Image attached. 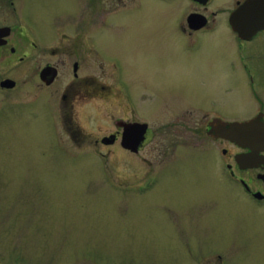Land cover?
<instances>
[{
	"label": "rangeland",
	"instance_id": "374dc122",
	"mask_svg": "<svg viewBox=\"0 0 264 264\" xmlns=\"http://www.w3.org/2000/svg\"><path fill=\"white\" fill-rule=\"evenodd\" d=\"M48 9L49 21L35 19L34 24L40 35L53 37L66 27L69 14L54 4ZM139 18L110 20L104 30L98 28L97 20L83 18L76 23L93 40L99 55L117 60L141 119L154 132L152 146L136 155L79 148L111 129L109 105L102 101L82 106L80 125L88 138L52 131L39 106L20 104L31 97L28 91L33 83L22 84L24 67L12 71L13 60L2 55L0 81L10 77L22 85L18 91L0 89V264L13 260L23 264H197L213 253L224 255L230 264H264V210H248L238 196L230 201L227 186L215 170L204 174L200 156L180 148L207 141L204 128L209 118L204 121V111L193 107L176 111L178 105L250 102L244 85L243 93L238 90L239 70H230L234 46L229 41H205L199 52L189 55L185 48L189 41L164 36L160 21L152 15ZM254 46L259 49L258 43ZM83 74L97 77L98 71L85 67ZM59 88L57 84L41 97L45 106H54L55 119L60 100L52 92ZM235 107L233 112L246 117L255 111L250 103ZM189 113L192 117L187 119ZM142 157L167 161L141 168ZM152 172L158 180L150 192L136 195L132 188L125 192V183L135 184ZM194 198L208 199L199 205L212 213L217 230L208 242L199 238L189 255L193 243L189 246L183 226L191 220L183 213L164 212L162 207L180 212ZM236 210L248 212L238 220H225V211ZM166 214L177 224L172 223L175 234ZM180 239L183 244L177 245Z\"/></svg>",
	"mask_w": 264,
	"mask_h": 264
},
{
	"label": "flooded vegetation",
	"instance_id": "af4514ba",
	"mask_svg": "<svg viewBox=\"0 0 264 264\" xmlns=\"http://www.w3.org/2000/svg\"><path fill=\"white\" fill-rule=\"evenodd\" d=\"M250 1L253 2L252 15L235 19L233 14ZM50 4L66 10L69 21L53 37H45L38 33L34 20L49 21ZM138 15L139 19L149 15L158 19L164 36L189 41L185 46L189 55L199 52L205 41H229L234 46L230 70H239L241 85L238 90L249 95L250 102L234 99L235 105H229L226 102L209 100L178 105L176 111L179 107H193L195 110L204 111V121L209 118L204 128L207 141L199 145L186 143L180 148L194 151L196 156H200L204 174L208 175L210 170H215L227 186L230 201L238 196L237 201L248 210H264V145H255L254 149L241 147L217 137L211 131L212 125L218 122L255 120L264 126V0H0V59L3 54H8L14 63L9 69L17 72L20 67H24L21 72V76L25 78L22 84L33 83L32 89L30 87L28 91L31 97L20 104L39 106L50 129L57 134L69 138L76 135L88 138L89 134H85L80 125L82 106L91 101L108 103L111 129L88 144L79 145V148L92 147L98 152L121 151L134 155L146 151L153 144L154 132L149 128V123L141 119L136 97L124 81L119 63L115 58L107 59L99 55L93 40L89 35H83L82 28L76 24L83 18L97 20L98 28L104 30L110 20L116 22L118 19ZM255 43H258L259 49L254 46ZM85 67L96 68L98 76L84 75ZM3 73L0 69V75ZM104 77L105 81L102 80ZM6 80L13 82L10 90H20L22 84L10 77L0 81L1 90V83ZM57 84L60 88L52 92V97H59L60 100V107H57L59 118L55 119L54 106L46 102L45 106L41 97ZM243 85L245 91L242 92ZM242 103L252 104L254 113L246 117L233 112L236 111L235 106L239 107ZM227 111L232 112L228 115ZM186 116L187 119L192 117L190 113ZM54 120L58 122L59 128ZM126 144L135 147H126ZM249 157L252 158L250 162L246 160ZM142 160L141 168L147 163L162 164L167 161L153 162L143 157ZM157 180V173L152 172L135 184L125 183V192L132 188L136 195H145L154 188ZM111 185L114 186L113 181ZM117 186L115 184V188ZM206 200L208 199L194 198L180 212L173 210L171 206L162 207L164 212L172 210L183 213L191 220L187 226H183L187 231L189 246L193 243L188 248L189 255L191 249L198 247L196 243L199 238L208 242L213 231L217 230L213 228L212 213L201 210L199 205V202ZM247 212L225 211V220L230 222L231 217L238 220L247 215ZM166 217L170 219L174 232L173 224H177L169 215L166 214ZM176 241L177 245L183 244L181 239ZM183 249L187 251V248ZM12 264L23 263L13 260ZM197 264L230 263L224 255L213 253L209 257H202Z\"/></svg>",
	"mask_w": 264,
	"mask_h": 264
},
{
	"label": "water",
	"instance_id": "95a60500",
	"mask_svg": "<svg viewBox=\"0 0 264 264\" xmlns=\"http://www.w3.org/2000/svg\"><path fill=\"white\" fill-rule=\"evenodd\" d=\"M253 2L246 3L242 8L233 14L235 19L242 17H249L252 15ZM4 88H12L13 82L6 80L1 83ZM212 132L217 137L226 139L238 146L254 149L255 145H264V126L259 121H246V122H232L223 123L218 122L212 125ZM126 147H135L134 145L126 144ZM249 162L251 157L246 158ZM239 161V159H238Z\"/></svg>",
	"mask_w": 264,
	"mask_h": 264
}]
</instances>
